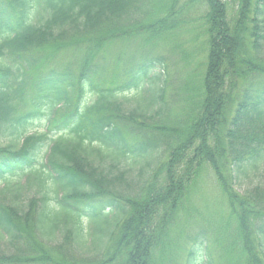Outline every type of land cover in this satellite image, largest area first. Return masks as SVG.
<instances>
[{
	"label": "trees",
	"instance_id": "16d2710c",
	"mask_svg": "<svg viewBox=\"0 0 264 264\" xmlns=\"http://www.w3.org/2000/svg\"><path fill=\"white\" fill-rule=\"evenodd\" d=\"M174 3L143 26L151 0H0V264H217L211 228L175 224L202 164L240 227L232 261L264 264V0L232 13L205 0L203 64L181 80L180 120L163 52L102 49L146 26L169 33ZM30 236L59 260H42Z\"/></svg>",
	"mask_w": 264,
	"mask_h": 264
},
{
	"label": "rangeland",
	"instance_id": "374dc122",
	"mask_svg": "<svg viewBox=\"0 0 264 264\" xmlns=\"http://www.w3.org/2000/svg\"><path fill=\"white\" fill-rule=\"evenodd\" d=\"M171 0H151L152 8L151 15L147 17H143L140 22H143L144 25L152 24L155 19V15L157 18L161 19V15L163 12L162 4H165V7ZM229 4H227L228 12L232 13L234 9H236V5L238 0H228ZM162 2V4H161ZM174 7L178 10L180 9V13H178L173 20L174 28L169 33L165 32L162 34H157V36L153 38H149L146 31H148L149 26L145 29H141V33L135 32L130 36L127 35L122 39L119 38L116 42L112 43L109 47H105L102 49H106L104 52V56L116 58V51L119 49H124V52L127 54L137 51L140 52L142 49H146L148 47H153L155 52H163V54L167 58V64L169 65L170 75L168 76V88L165 93V99L168 101L170 110L168 111L169 117L174 120H180L184 114V108L182 109V101H183V88L180 90L181 80L185 78H189L191 76V72L197 65L203 64L204 57V43H205V34H204V20L203 14L207 10V4L205 0H177V4L174 3ZM153 17V18H151ZM183 17V20L179 22V19ZM158 20V19H157ZM186 21V22H185ZM145 34V38L143 36ZM143 34V35H142ZM71 50V49H66ZM63 57L67 60L72 52L62 53ZM118 68L112 66L111 63L108 65L109 71L103 73V78L107 80H111L112 82H116V71L121 72V66L118 64ZM122 65V64H121ZM120 78V74L118 75ZM130 92V91H129ZM129 92H124L123 94L126 99L130 98ZM89 94L85 92L83 99H88ZM235 104H232L227 115L229 116ZM46 120V116H43ZM40 120L35 121L31 124L29 133L34 132H42L46 129L47 121ZM6 140L2 139V142ZM3 144V143H2ZM165 160H167L165 158ZM137 164L135 168H139ZM195 168H199L197 173L195 174L187 184L186 192L187 195L183 197V206L184 208H180L179 218L176 220V228L180 231L185 230H194L196 228V224H203L208 226L215 233L214 237H219L221 243L218 244L217 256L215 255L217 264H241L237 261H232L238 256L237 251L229 250L228 245L232 244L235 246H239V240L241 238L240 235V227L238 226V222L236 219L231 216L229 213L231 212L228 206L226 195L222 189V185L218 180V177L213 172L212 168H210L207 164H202L200 167L196 166ZM135 173L131 174L132 178H129L130 186L134 189V184L136 179L134 178ZM3 185V182L0 181V187ZM242 190V187L239 189ZM127 190L124 189L123 193ZM180 207V206H179ZM178 207V208H179ZM222 235L225 237L223 239ZM178 237H176L177 239ZM29 239L33 242V247L40 254V258L42 260L47 261L48 258H58L61 256L62 249L59 251L57 247H47L42 245L36 241H34L33 236H30ZM226 239V240H225ZM222 245V246H221ZM36 252H30V256H35ZM180 259V258H179ZM77 259H75L76 261ZM78 264H88L83 261H76ZM201 264H206V257L202 256L200 260Z\"/></svg>",
	"mask_w": 264,
	"mask_h": 264
}]
</instances>
